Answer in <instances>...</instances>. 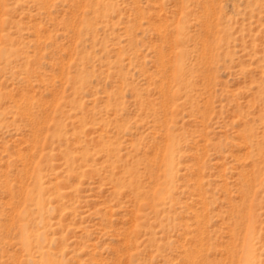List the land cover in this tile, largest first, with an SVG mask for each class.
I'll return each instance as SVG.
<instances>
[{
    "label": "rangeland",
    "instance_id": "374dc122",
    "mask_svg": "<svg viewBox=\"0 0 264 264\" xmlns=\"http://www.w3.org/2000/svg\"><path fill=\"white\" fill-rule=\"evenodd\" d=\"M244 263L264 0H0V264Z\"/></svg>",
    "mask_w": 264,
    "mask_h": 264
},
{
    "label": "bare ground",
    "instance_id": "6f19581e",
    "mask_svg": "<svg viewBox=\"0 0 264 264\" xmlns=\"http://www.w3.org/2000/svg\"><path fill=\"white\" fill-rule=\"evenodd\" d=\"M249 259V258H248ZM245 262H248V261H245ZM245 264V263H244ZM247 264V263H246Z\"/></svg>",
    "mask_w": 264,
    "mask_h": 264
}]
</instances>
